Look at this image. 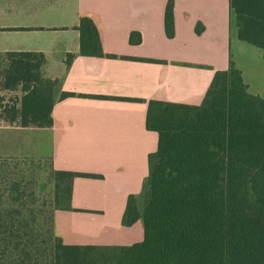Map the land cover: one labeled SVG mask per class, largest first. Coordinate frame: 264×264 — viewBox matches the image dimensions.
Wrapping results in <instances>:
<instances>
[{
  "label": "crops",
  "instance_id": "crops-1",
  "mask_svg": "<svg viewBox=\"0 0 264 264\" xmlns=\"http://www.w3.org/2000/svg\"><path fill=\"white\" fill-rule=\"evenodd\" d=\"M169 1L0 0V55L45 54V75L60 79V94L75 93L57 100L53 127H24L0 112V156L50 154L57 173L103 176L73 180L69 226L85 238L81 243L123 231L129 196L144 190L149 156L159 145V134L147 127L151 99L199 98L231 59L249 91L264 98V88H253L233 56V37L240 50H252L233 33L230 0H173L174 37L165 27ZM83 15L97 21L105 53L117 58L81 55ZM133 32L141 34V42H131ZM256 48L264 62L263 50Z\"/></svg>",
  "mask_w": 264,
  "mask_h": 264
},
{
  "label": "trees",
  "instance_id": "trees-1",
  "mask_svg": "<svg viewBox=\"0 0 264 264\" xmlns=\"http://www.w3.org/2000/svg\"><path fill=\"white\" fill-rule=\"evenodd\" d=\"M230 6L238 38L264 52V0H230ZM165 27L174 37L173 0ZM78 29L81 55L117 58L105 53L94 18L83 15ZM203 29L197 26L199 34ZM130 40L139 43L142 36L133 32ZM3 56L0 92H19L12 105H4L0 94L4 118L24 127H53L57 100L75 93L60 94V79L45 75V54ZM73 58L68 56V64ZM147 127L159 134L158 149L149 156L144 190L129 196L123 219V230L143 225L141 241L55 239L43 263L27 233L16 229L18 218L0 212V264H264V98L249 91L235 61L216 72L199 98L151 99ZM58 174L70 179V204L75 177H103Z\"/></svg>",
  "mask_w": 264,
  "mask_h": 264
},
{
  "label": "rangeland",
  "instance_id": "rangeland-1",
  "mask_svg": "<svg viewBox=\"0 0 264 264\" xmlns=\"http://www.w3.org/2000/svg\"><path fill=\"white\" fill-rule=\"evenodd\" d=\"M233 33L235 35L237 30L233 29ZM235 38L232 49L237 65L254 82L253 88L254 85L259 89L264 88V62L259 60L256 46L244 42L246 48L252 51L240 50ZM3 62L4 56L0 55V66ZM3 95L6 98L4 105H12L11 100L15 101L19 92H4ZM3 110L0 107L5 117ZM35 154L30 153V156L25 157L0 156V212L18 218L16 229L27 233V238L34 242L44 263L55 239L81 243L85 238L74 235L70 230V179L53 169L50 154L44 156L48 158L34 157ZM106 238L113 245L139 242L143 239V225L139 223L129 230L110 231Z\"/></svg>",
  "mask_w": 264,
  "mask_h": 264
}]
</instances>
